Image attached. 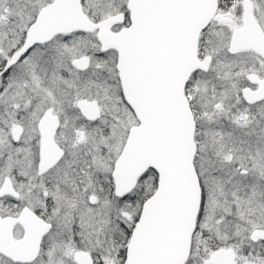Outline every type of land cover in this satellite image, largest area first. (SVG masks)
<instances>
[{
  "label": "snow or ice",
  "instance_id": "1",
  "mask_svg": "<svg viewBox=\"0 0 264 264\" xmlns=\"http://www.w3.org/2000/svg\"><path fill=\"white\" fill-rule=\"evenodd\" d=\"M0 264H264V0H0Z\"/></svg>",
  "mask_w": 264,
  "mask_h": 264
}]
</instances>
